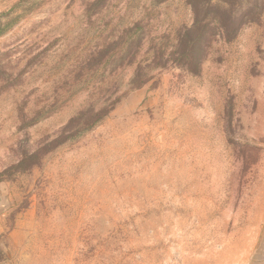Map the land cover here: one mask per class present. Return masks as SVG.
I'll use <instances>...</instances> for the list:
<instances>
[{"label": "rangeland", "instance_id": "obj_1", "mask_svg": "<svg viewBox=\"0 0 264 264\" xmlns=\"http://www.w3.org/2000/svg\"><path fill=\"white\" fill-rule=\"evenodd\" d=\"M212 4L189 70L173 61L187 0H0V264H246L264 211V0ZM153 45L165 67L130 90ZM108 97L101 123L55 144Z\"/></svg>", "mask_w": 264, "mask_h": 264}, {"label": "trees", "instance_id": "obj_2", "mask_svg": "<svg viewBox=\"0 0 264 264\" xmlns=\"http://www.w3.org/2000/svg\"><path fill=\"white\" fill-rule=\"evenodd\" d=\"M214 0H187L190 5L194 20L191 27L183 30L177 35L176 49L173 52L174 65L185 66L187 69H192L197 66V58L201 55L203 48V39L205 30L209 27L207 22L210 10L215 15H221V9L217 5H213ZM216 23V20H213ZM217 27L226 32L222 22H217ZM129 31V30H128ZM128 31L126 34H128ZM228 33V32H226ZM141 38L133 40L132 42L125 40L126 47L123 46L118 53L119 64L128 58L131 60L136 51L140 50ZM152 52L149 58L137 63L136 68L129 79L130 90H135L143 87L151 79L154 78V72L163 69L166 62L162 60L163 51L158 45L151 47ZM131 62H127L129 65ZM118 98L108 97L103 100L99 106L89 104L81 110L75 117H73L67 126L63 129L62 134L57 138L55 144L61 145L66 143L68 139L78 138L83 133L88 132L93 127L101 123L113 110L117 104Z\"/></svg>", "mask_w": 264, "mask_h": 264}, {"label": "crops", "instance_id": "obj_3", "mask_svg": "<svg viewBox=\"0 0 264 264\" xmlns=\"http://www.w3.org/2000/svg\"><path fill=\"white\" fill-rule=\"evenodd\" d=\"M246 264H264V211L255 246L253 247Z\"/></svg>", "mask_w": 264, "mask_h": 264}]
</instances>
